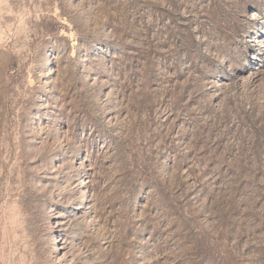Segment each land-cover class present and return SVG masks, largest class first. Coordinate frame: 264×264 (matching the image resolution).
I'll return each instance as SVG.
<instances>
[{
	"label": "rangeland",
	"instance_id": "rangeland-1",
	"mask_svg": "<svg viewBox=\"0 0 264 264\" xmlns=\"http://www.w3.org/2000/svg\"><path fill=\"white\" fill-rule=\"evenodd\" d=\"M0 264H264V0H0Z\"/></svg>",
	"mask_w": 264,
	"mask_h": 264
}]
</instances>
